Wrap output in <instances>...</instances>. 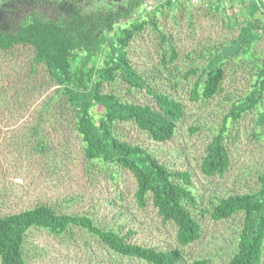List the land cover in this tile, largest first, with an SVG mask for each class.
Segmentation results:
<instances>
[{
    "label": "rangeland",
    "instance_id": "rangeland-1",
    "mask_svg": "<svg viewBox=\"0 0 264 264\" xmlns=\"http://www.w3.org/2000/svg\"><path fill=\"white\" fill-rule=\"evenodd\" d=\"M230 4L226 1L223 9L217 10L202 0H181L156 11V24L144 17L143 30L134 31L129 45L133 64L144 75L151 76L157 70L154 85L184 104V115L173 138L154 140L133 121L111 125L120 140L142 145L170 170L191 173L194 201L185 204L201 224L198 240L180 246L176 224L163 221L150 193L146 205L138 204V184L131 171L109 164L92 167L86 158V142L73 122L77 113L58 92L59 83L48 65L35 61L34 46L25 43L9 49L0 47V216L45 204L61 213L89 215L102 228L128 234L131 243L159 250L180 249L184 255L180 264H192L197 259H206V264H229L238 250L246 213L238 211L222 220L214 219L212 213L222 198L260 187L258 175L264 171V120L260 121L264 118V89L261 104L228 121L224 143L231 163L225 174L209 176L201 166L206 146L225 115L251 91L264 64V30L250 50L225 61L212 98L192 100L191 92L202 70L187 71L204 66L211 50H218L239 35L249 19V3ZM26 7L17 11L16 21L32 13ZM37 9L51 18L59 11L46 3ZM141 13L144 16V11ZM127 25L132 26L130 22ZM156 26L177 49V58L166 67L161 59L169 45ZM104 90L125 100L155 103L144 90L129 87L122 79L105 82ZM94 111L101 112L102 107ZM38 142L44 147L42 151L36 149ZM174 180L184 184L179 178ZM24 251L27 264H151L116 253L97 236L75 225L61 234L32 228ZM260 264H264V254Z\"/></svg>",
    "mask_w": 264,
    "mask_h": 264
},
{
    "label": "trees",
    "instance_id": "trees-1",
    "mask_svg": "<svg viewBox=\"0 0 264 264\" xmlns=\"http://www.w3.org/2000/svg\"><path fill=\"white\" fill-rule=\"evenodd\" d=\"M202 1L215 5L217 10L223 9L222 5L226 4L225 0ZM229 2L232 7L246 1ZM41 3L59 9L57 15L51 18L41 13L37 9ZM178 3L181 0H0V47L9 49L22 43L34 46L35 61L48 65L59 83L58 92L65 96L70 110L77 113L73 122L86 142V158L92 167L109 164L131 171L138 184L135 192L138 204L146 205L150 193L163 221L176 224L178 243L185 246L201 237V224L185 204L189 200L194 201L191 173L187 170H170L142 145L120 140L111 128L118 121H133L154 140L169 141L173 138L177 123L184 115V104L154 85L157 70L151 69V76L138 71L130 59L129 45L134 31L143 30L146 23L144 17L155 20L156 11ZM21 6L32 9V13L19 22L15 15ZM248 8L249 19L241 26L237 38L218 50H211L204 66L192 67L187 71L196 73L202 70L192 89V100L212 98L222 79L225 61L250 50L261 37L264 13L255 1L249 2ZM10 17L11 23L8 21ZM129 22L131 27L127 25ZM156 27L169 45L161 59L162 66L166 67L177 58V49L173 41ZM117 79H122L129 87L144 90L155 103L125 100L118 94L105 92L104 83ZM263 84L264 64L251 91L232 105L219 131L206 146L201 166L205 174L222 176L229 169L231 159L224 143L228 121L237 120L243 113L261 104ZM95 107H102V111L95 112ZM263 120L261 118L260 121ZM34 131L38 132L37 129ZM41 145L38 142L36 149L42 151L44 147ZM174 178L183 180L184 184L176 182ZM258 180V189L230 194L214 207L212 217L216 220L238 211L246 213L239 234L238 250L229 264L262 262L264 171L258 175ZM72 225L94 234L116 253L151 264H180L184 259L180 249L159 250L154 246L131 243L127 241L128 234L102 228L89 215L61 213L41 204L0 216L1 264H27L24 245L27 233L32 228H44L61 234ZM206 263V259H197L192 264Z\"/></svg>",
    "mask_w": 264,
    "mask_h": 264
},
{
    "label": "built area",
    "instance_id": "built-area-1",
    "mask_svg": "<svg viewBox=\"0 0 264 264\" xmlns=\"http://www.w3.org/2000/svg\"><path fill=\"white\" fill-rule=\"evenodd\" d=\"M225 1H229V0H225ZM237 1H246V2H252L255 1L256 4L259 6V8L263 11L262 9V3L264 2V0H237Z\"/></svg>",
    "mask_w": 264,
    "mask_h": 264
},
{
    "label": "crops",
    "instance_id": "crops-1",
    "mask_svg": "<svg viewBox=\"0 0 264 264\" xmlns=\"http://www.w3.org/2000/svg\"><path fill=\"white\" fill-rule=\"evenodd\" d=\"M263 13H264V11H263Z\"/></svg>",
    "mask_w": 264,
    "mask_h": 264
}]
</instances>
